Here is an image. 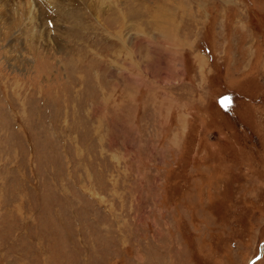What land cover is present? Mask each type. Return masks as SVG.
<instances>
[{"label": "rangeland", "instance_id": "1", "mask_svg": "<svg viewBox=\"0 0 264 264\" xmlns=\"http://www.w3.org/2000/svg\"><path fill=\"white\" fill-rule=\"evenodd\" d=\"M5 1L0 264H264V0Z\"/></svg>", "mask_w": 264, "mask_h": 264}, {"label": "bare ground", "instance_id": "2", "mask_svg": "<svg viewBox=\"0 0 264 264\" xmlns=\"http://www.w3.org/2000/svg\"><path fill=\"white\" fill-rule=\"evenodd\" d=\"M28 1V4L30 7H32V2L31 0H27ZM4 2H6L5 0H0V9L3 8L5 5L3 4ZM6 8V7H4ZM1 12V11H0ZM4 12V11H3ZM18 23V22H17Z\"/></svg>", "mask_w": 264, "mask_h": 264}]
</instances>
